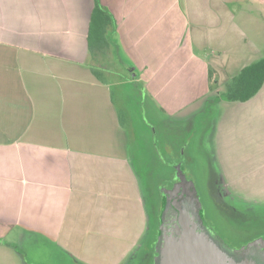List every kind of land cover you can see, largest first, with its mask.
Returning <instances> with one entry per match:
<instances>
[{"label":"crops","instance_id":"obj_1","mask_svg":"<svg viewBox=\"0 0 264 264\" xmlns=\"http://www.w3.org/2000/svg\"><path fill=\"white\" fill-rule=\"evenodd\" d=\"M263 57L264 0H0V264H127L142 245L151 212L113 89L121 71L174 116L217 104L220 160L224 145L258 146L264 198V108L249 138H224L230 107L264 98V84L218 98Z\"/></svg>","mask_w":264,"mask_h":264},{"label":"rangeland","instance_id":"obj_2","mask_svg":"<svg viewBox=\"0 0 264 264\" xmlns=\"http://www.w3.org/2000/svg\"><path fill=\"white\" fill-rule=\"evenodd\" d=\"M121 73L113 89L123 123L132 133L130 145L151 212L142 245L127 264H153L154 255L157 257L162 197L180 168L191 188H195L205 218L214 230L234 244L253 238L264 243V198L260 182L250 177L252 170L260 171L261 159L255 155L259 153L258 146L233 144V150L224 145L221 162L217 135L222 110L217 104L209 103L208 111L192 118L174 116L161 108L144 82L131 81L126 71ZM102 74L111 78L108 72L102 70ZM263 99L230 107L234 117L224 126L226 143L229 138L235 142L250 137L247 132L258 126L259 118L250 119L248 115L263 110ZM193 105L187 102L182 110Z\"/></svg>","mask_w":264,"mask_h":264},{"label":"water","instance_id":"obj_3","mask_svg":"<svg viewBox=\"0 0 264 264\" xmlns=\"http://www.w3.org/2000/svg\"><path fill=\"white\" fill-rule=\"evenodd\" d=\"M175 206L167 226L162 221L155 264H257L250 257L237 259L205 229L195 188Z\"/></svg>","mask_w":264,"mask_h":264},{"label":"flooded vegetation","instance_id":"obj_4","mask_svg":"<svg viewBox=\"0 0 264 264\" xmlns=\"http://www.w3.org/2000/svg\"><path fill=\"white\" fill-rule=\"evenodd\" d=\"M211 103V102H210ZM209 104V103H208ZM207 108V107H206ZM204 111H208L206 109ZM181 177H183L184 181H181ZM191 183L187 181L182 168L179 169V175L171 185V188L165 190V194L162 197V213H161V224L159 230V234L161 233V225L162 221L167 226V220H170L173 216V212H175L176 204L179 201H183L184 198H188L191 192ZM168 191V193H167ZM167 202H168V210H167ZM166 209V211H165ZM164 216H163V212ZM204 208L201 210L202 222L205 229L217 240V242L229 253L235 256L237 259H242L245 257L253 258L257 264H264V244L263 243H255L256 241L253 239H246V241H241L238 244L231 243L224 236H222L218 231L214 230L208 223L205 218ZM163 218V219H162ZM257 239V238H256ZM255 243V245H252ZM156 261V254L153 257V264Z\"/></svg>","mask_w":264,"mask_h":264},{"label":"trees","instance_id":"obj_5","mask_svg":"<svg viewBox=\"0 0 264 264\" xmlns=\"http://www.w3.org/2000/svg\"><path fill=\"white\" fill-rule=\"evenodd\" d=\"M99 11V12H98ZM105 13L97 4L93 11ZM102 26L110 22L109 15L101 18ZM92 39V38H91ZM264 84V57L244 67L236 76L226 83L218 98L227 101H247L255 96ZM208 106L206 103L205 108Z\"/></svg>","mask_w":264,"mask_h":264}]
</instances>
